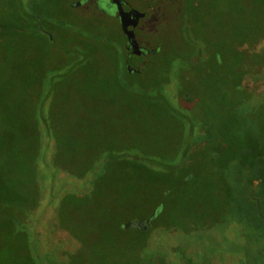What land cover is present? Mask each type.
Instances as JSON below:
<instances>
[{
  "label": "trees",
  "instance_id": "obj_1",
  "mask_svg": "<svg viewBox=\"0 0 264 264\" xmlns=\"http://www.w3.org/2000/svg\"><path fill=\"white\" fill-rule=\"evenodd\" d=\"M6 4V0H0V39L12 41L21 35L19 16L8 15ZM41 17L44 28L52 31L49 0L42 2ZM187 17L179 46L171 48L169 57L155 58L154 65L143 70L144 76H122L116 68V57L99 40L98 31L74 33L53 28L57 32L53 43L42 35L43 58L36 64L41 69L37 74L41 85L37 89L28 83L34 74L26 69V77L17 81L2 73L1 62L10 53L8 45L4 52L0 49V216L6 218L0 224L2 229L23 226L24 217L39 207L37 186L27 184L28 178L21 174L20 181L12 185V166L36 171L38 177L43 155L49 156L48 170L51 165L61 168L66 161L59 154L61 148L80 147L77 140L67 138L70 142H66L61 137L60 141L58 135L57 118L64 114L59 99L71 101L68 117L77 125L82 120L76 108L83 103L74 86L95 90L102 85L110 100L129 105L134 111L146 112L144 106L153 105L157 117L167 115L177 130L176 142L164 151L132 141H111L102 147L100 139L101 146L90 154V163L66 166L73 168L72 175L83 170L78 177L89 173L90 190L82 188L90 193L58 200L55 211L67 206L73 215L72 205L89 214L88 225L96 223L101 230L94 244L88 245L83 237L74 235L73 225L78 221L74 214L73 222L67 216L68 223L62 227L77 246H62L57 258L48 255L44 260L32 254L33 246L28 248L29 241L26 243L24 237L14 251L23 253L25 244L29 252L25 262L0 254V264H37V259L41 264H264V90L258 94L243 86L246 76L264 83V0H187ZM10 48L18 47L11 44ZM226 49L234 55L232 65L218 63L213 57ZM163 62H169L165 73L161 72ZM56 71L61 74L54 76ZM227 102L232 106L231 113L225 110ZM238 106L245 108L243 113L235 114ZM240 118L251 124L240 125L242 131L236 135L234 129L242 124ZM91 147L96 148L92 143ZM135 150L147 162L132 155ZM96 157L98 165L92 164ZM234 160L238 164L233 181L244 182L240 191L219 174L221 165L228 166ZM93 213L101 217L93 218ZM147 219L146 228H134ZM127 223L131 227L126 229ZM224 223L239 230L235 254L221 244L187 242L171 248L176 256L171 261L153 237L157 230L192 235ZM119 243H123V253L115 251Z\"/></svg>",
  "mask_w": 264,
  "mask_h": 264
},
{
  "label": "rangeland",
  "instance_id": "obj_2",
  "mask_svg": "<svg viewBox=\"0 0 264 264\" xmlns=\"http://www.w3.org/2000/svg\"><path fill=\"white\" fill-rule=\"evenodd\" d=\"M118 37L120 36L118 35ZM11 44L15 48L18 47L15 43V40L5 41L3 38L0 39V49L3 48L2 52H4V46L8 45L7 53H10L9 56L6 55L8 58H6L5 61L1 62L3 67L2 73H8L12 81H17L23 77H26V75L23 74L25 69L23 66L21 52L20 50H17L18 48L11 49ZM51 50L53 49L51 48ZM60 74L61 71H59L58 73L57 71L53 73L54 76H59ZM73 89L79 93L81 102L83 103V105H78L76 108L78 114L82 115V120L77 125V121H74L71 117H68V115L71 114L73 105L68 99H59V103H62L61 107H64V114L62 117L57 118L59 127L58 135H60V141L61 137H63L62 140H65L66 142L77 140V143H79L78 146L80 147L76 148L72 147V145H69L66 149L61 146L62 148L59 154L62 153L66 160L65 164H63L61 168H56V166L51 165L52 167H50V170H48L47 168L49 167V156L43 155L40 158L38 164V177L36 171L30 173L31 169H28L27 167V169H22L19 165L12 166V185L15 186L16 183L20 181L19 176L21 174L24 178H28L29 181L27 184L37 186V195H39V202L37 203L39 204V207L38 209H36V211H32L29 213V218L24 217V221H22L23 226L20 225L21 228L19 226L8 227L5 229L0 228V254L3 257L17 256L20 257L22 263L25 262L27 258L26 256L27 254H29V252H27V249L25 248V244L23 253L18 252V254H15L17 252L14 251V249H16V245L22 242L24 237L26 239V243L29 241L27 247L30 248L31 246H33L32 251L34 252L32 253L30 251V253L38 258L43 257L42 259H44L48 255H50L52 258H57V251L62 246L71 247L73 244L77 246V241H75L72 237L70 238L69 234L62 227V225H66L68 223L66 222L67 216L72 219L70 222H73L74 214H76V216L78 217V221H76L73 225L74 235L77 238L83 237L82 241L84 239L85 242L88 243V245H92L96 242L95 240L101 230L96 223L93 225H88L87 219L89 214L72 205L71 212H73V215L67 211V206L63 210L59 211H55V207L58 200H64L63 198L67 196H70L72 194L78 195L79 193H90V191H86V189L90 190L89 173H87L84 177H78L80 176V173L78 172H81L83 170H78V175L77 173H74L72 175L73 168L69 169L66 168V166L72 167L73 165L82 162L90 163V154L93 151H97L101 146L99 143L100 139H102V147L107 145L105 143L111 141H132L131 143L133 144L161 151H164L167 148L170 149L169 147L173 146L177 140V130L175 129L176 127H173L174 122L167 115L161 114L160 117H157L158 111L157 108L153 105L144 106V110L146 112H143L142 110L134 111L133 107H128L129 105L123 104L122 102L116 101L114 99L110 100V98L108 97L110 95L105 94V91L102 90V85L95 90H91L88 86L82 85L74 86ZM2 91L5 92L4 90ZM2 99H4V96L2 97ZM8 103L9 105H12L13 101H9ZM226 108L230 111L229 113H231L232 106L228 105V102L225 105V110ZM244 109L245 108L242 106L236 107L235 114L243 113ZM176 114L179 116V113ZM239 121H241L242 124H238L234 129L236 135H238V132L242 131L238 129L240 125L245 124L250 126L251 124L249 121L245 120V122L242 118H240ZM170 128H173L174 130H170ZM64 136L66 138H64ZM67 138H69L68 140L70 141H68ZM192 140L194 142H199V139L196 138H191V141ZM91 143L96 146V148L91 147ZM44 147L45 145L43 142L41 148L43 151ZM131 154L146 161V157H143L141 153L136 150L132 151ZM97 159L98 157H96L92 164L98 165V161L96 162ZM149 161H151V159H148V162ZM174 162H171V164H173ZM236 164H238V160L232 161L228 166L221 165L219 174L229 179L228 182L233 184L236 190H239V187L242 188L244 182L239 183L237 181H233V178L236 175L233 171L235 170ZM45 175L47 176V178H45ZM48 176H50V178ZM52 177H54L52 180L53 182H51ZM49 180L50 182H48ZM197 183L198 180L196 179V184ZM82 186H86L87 188L85 187L86 189L84 190ZM29 194L30 198L34 197L31 195V193ZM236 195L239 196L238 194ZM31 199L36 200V198ZM60 204L61 202L59 201V206ZM45 207L46 209L44 210ZM64 217L65 219H63ZM92 217H96L97 219H99L101 217V214L93 213ZM5 219L6 218H4L3 216H0V224L5 223ZM227 226L228 225H226L225 223L218 226H212L207 230H198V232L193 233L192 235H182L180 231H174L173 233H170L157 230L153 237L161 247L166 249L164 251L168 253L169 259L171 261H174L176 259V256L171 254V248L175 247L179 243L196 242V244L203 243L207 245L221 244L224 249L227 248L226 250L235 249V239L238 238L237 236H240L239 230L237 228H229ZM20 232H23L22 236L19 234ZM26 233H29L30 235L26 236ZM119 244L117 245L115 251L123 250V243ZM108 246L111 249L114 247H112L111 244H109ZM233 254H235V250H233ZM104 256L107 258V253H105ZM37 260V264L42 263L39 261V259Z\"/></svg>",
  "mask_w": 264,
  "mask_h": 264
},
{
  "label": "flooded vegetation",
  "instance_id": "obj_3",
  "mask_svg": "<svg viewBox=\"0 0 264 264\" xmlns=\"http://www.w3.org/2000/svg\"><path fill=\"white\" fill-rule=\"evenodd\" d=\"M49 1L53 9V18L49 21L52 31L43 26L41 17L43 0H6L8 15L19 16L21 35L15 37L14 40L18 42L17 50L21 52L24 69L30 74H34L33 77L31 75L28 83L36 89L41 85V81L37 79V74L41 69L36 64L42 62L43 58L42 35H46L53 43V38L57 33L53 28L74 33L98 31L99 40L101 42L103 40L110 47L111 54L116 57V68L122 76L124 73L144 76L143 70L148 65L150 67L154 65L155 58L165 59L171 55L173 46H179L186 30L184 24L188 19L187 0ZM118 8L126 14H130V25L127 27V31L133 34L136 43L135 50L129 46L127 37L123 33ZM28 13L30 17H27ZM101 54H103L102 50ZM214 56L217 57L218 63L226 62L227 65H232L234 55L228 49L224 50L221 55L214 53ZM164 64L163 62L162 73H165L169 62ZM122 76L121 80L124 79ZM243 86L247 87L250 92L254 89L258 94L263 93L264 90V83L256 82L250 76L244 77ZM147 224L136 226V223L134 228H146ZM130 227L129 224L127 228Z\"/></svg>",
  "mask_w": 264,
  "mask_h": 264
},
{
  "label": "water",
  "instance_id": "obj_4",
  "mask_svg": "<svg viewBox=\"0 0 264 264\" xmlns=\"http://www.w3.org/2000/svg\"><path fill=\"white\" fill-rule=\"evenodd\" d=\"M118 16H119V18L121 20V27H122L123 33L127 37L128 44H129L130 47L133 48V50H135L136 49V43H135V41L133 39V34H132V32L127 31V27L130 25V20H129L130 14H126L123 11H121V9L118 8ZM153 215H155V211L152 214V217H153ZM150 219H151V217H150ZM150 219H147L143 223H137L136 226H141L140 224H142V225L143 224H147ZM128 226H129V224H126L125 228H127Z\"/></svg>",
  "mask_w": 264,
  "mask_h": 264
}]
</instances>
